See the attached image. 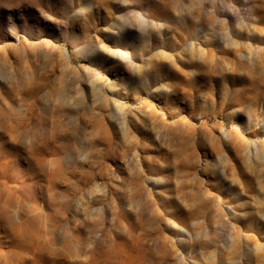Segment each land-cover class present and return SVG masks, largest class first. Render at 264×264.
<instances>
[{
  "label": "rangeland",
  "instance_id": "1",
  "mask_svg": "<svg viewBox=\"0 0 264 264\" xmlns=\"http://www.w3.org/2000/svg\"><path fill=\"white\" fill-rule=\"evenodd\" d=\"M0 264H264V0H0Z\"/></svg>",
  "mask_w": 264,
  "mask_h": 264
}]
</instances>
